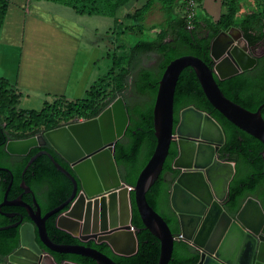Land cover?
<instances>
[{
    "label": "water",
    "instance_id": "obj_1",
    "mask_svg": "<svg viewBox=\"0 0 264 264\" xmlns=\"http://www.w3.org/2000/svg\"><path fill=\"white\" fill-rule=\"evenodd\" d=\"M232 28L220 31L212 39L211 64L198 56L182 54L166 65L153 104L155 147L134 185L122 180L114 159L115 143L129 124L123 96L116 97L95 117L74 118L38 136L6 141V152L15 155L27 154L38 144L37 139L40 144L47 142L68 162L74 173L62 167L51 153L43 151L71 180L70 196L42 214L32 190L21 182L24 192L32 193L33 204L23 201L21 196L3 202L23 206L30 218L20 225V247L8 256V262L44 264L42 249L35 240L37 234L50 251L87 256L98 264H118L86 243L89 240L95 244L104 242L120 255H131L137 250L136 233L129 229L133 193L142 223L160 241L157 264H168L178 236L148 203L146 192L161 174L170 145L174 143L176 155L172 168L175 172L171 177L169 202L176 217L178 234L191 245V253L196 258L193 264H264V210L260 201L247 196L233 215L224 209L235 166L227 158H220L219 149L225 140L220 124L208 112L193 105L182 108L174 124L175 86L181 71L189 66L210 104L230 122L262 142L264 175V117L261 112L264 102L254 111L246 109L227 98L217 83V79L251 69L257 63V56L250 52L241 31L234 34L230 32ZM112 108L115 117L118 115L121 120L115 132L101 122ZM41 153H36L29 162ZM76 177L80 181L78 192ZM10 185L11 182L5 191V199ZM127 186H130L129 190ZM65 205H68L66 209ZM56 213L55 226L76 237L80 243H57L49 237L46 220ZM122 241L127 244L124 253L118 246ZM47 254L54 264H75L68 260L56 262L49 252Z\"/></svg>",
    "mask_w": 264,
    "mask_h": 264
},
{
    "label": "trees",
    "instance_id": "obj_2",
    "mask_svg": "<svg viewBox=\"0 0 264 264\" xmlns=\"http://www.w3.org/2000/svg\"><path fill=\"white\" fill-rule=\"evenodd\" d=\"M188 0H142L138 2L127 14L131 23H120L122 34L147 33L155 31L153 37L140 38L129 46L127 52L120 56L113 55L109 70L104 76L97 79L86 91L85 97L67 100L57 98L51 102H45L40 110H18L16 104L19 93L10 83L0 78V157L7 155L4 149L6 141L11 138H25L41 129L48 130L60 124L70 122L74 118L88 119L98 115L118 95H122L126 89V80L133 68L135 59L147 53L159 55L156 69L140 68L131 81L132 101L124 96L129 124L121 139L114 146V159L118 167L119 175L128 185H134L138 173L150 158L156 143L153 127V104L158 87V81L169 61L182 54H192L200 57L206 63L211 64L210 43L222 30L229 27H238L242 36L251 47L264 39V0L259 9H255L238 18V1L223 0L224 12L215 22L196 14L193 19V27L188 28L185 15L180 9H184ZM198 2V0H197ZM8 0H0V26L3 22ZM73 7L74 4L72 3ZM157 7L162 12V19L156 25L147 27L145 22L151 10ZM75 8V7H74ZM180 8V9H179ZM76 9V8H75ZM76 11H78L76 9ZM81 12V11H80ZM219 88L224 95L241 106L254 111L264 102V53L257 56V63L245 71L239 72L225 79H217ZM109 88V92H106ZM109 98V99H107ZM111 98V99H110ZM193 105L196 108L208 112L221 126L224 133V143L221 152L228 156L234 163L235 173L229 183L225 208L234 214L242 205L247 196L257 198L264 210V175L261 151L262 142L243 131L225 118L216 110L206 98L194 70L187 66L178 76L174 93V124L178 119L179 111ZM264 117V106L261 108ZM176 155L175 144L171 143L168 155L163 164V169L158 179L146 192L148 203L157 210L166 220L171 230L178 234V225L173 212L162 210L169 204L168 182L165 173L174 171L172 160ZM28 157L18 167H11L14 175L9 188L8 196L16 197L22 191L20 181L25 179L35 191V185L47 182L48 173L56 171L48 158L42 157L34 161L22 175ZM1 163V162H0ZM45 171L40 173V171ZM35 173V176H32ZM10 176L1 175V195L6 191ZM67 184L70 187V183ZM132 192V191H131ZM65 190H57L56 186H50L46 193V199L41 203L42 213L58 205L64 198ZM24 200L31 201L29 196H23ZM132 198V222L138 240L137 250L131 255L115 254L110 247L102 242L91 245L112 257L118 264H157L160 253V241L142 223ZM57 214V213H56ZM56 214L46 220V228L49 237L57 243H80L70 233L55 226ZM16 242L19 240V232L13 234ZM2 239L0 238V245ZM181 247L185 254L177 255V248ZM11 247L0 249V261L10 251ZM48 252L56 262L68 260L76 264H98L94 259L72 254ZM196 260L191 253L190 246L178 239L174 241L172 258L168 264H193Z\"/></svg>",
    "mask_w": 264,
    "mask_h": 264
},
{
    "label": "crops",
    "instance_id": "obj_3",
    "mask_svg": "<svg viewBox=\"0 0 264 264\" xmlns=\"http://www.w3.org/2000/svg\"><path fill=\"white\" fill-rule=\"evenodd\" d=\"M237 1L238 8L242 7L238 18L257 9L252 8L254 0ZM222 2L198 0L197 14L215 22L224 12ZM66 8L75 15H70ZM82 15L89 14L76 11L66 0H8L0 26V78L6 79L19 93L18 110H40L45 102L57 98H83L80 95L86 94L101 77L96 74L97 60L86 63L80 60L84 28L77 17ZM232 29L230 32L234 33ZM162 210L172 212L169 205ZM118 246L124 253L126 242ZM183 254L185 251L178 247L177 255Z\"/></svg>",
    "mask_w": 264,
    "mask_h": 264
},
{
    "label": "rangeland",
    "instance_id": "obj_4",
    "mask_svg": "<svg viewBox=\"0 0 264 264\" xmlns=\"http://www.w3.org/2000/svg\"><path fill=\"white\" fill-rule=\"evenodd\" d=\"M73 3L78 12L87 13L89 15H82L77 17L82 22L84 28L82 36V49L80 51V60L86 63L87 60H97L96 74L98 76H104L109 70L112 62V56H120L123 52H127L130 44L140 38L153 37L155 31L150 34L147 33H126L120 32V23L129 24L131 19L127 17L130 10L142 0H66ZM263 0H254L252 8L259 9ZM68 13L74 16V11L70 8H66ZM239 9H242L240 7ZM245 9L242 10L244 14ZM162 12L155 7L146 17L147 27L150 25H156L162 19ZM238 28V27H237ZM234 34H238L239 30L233 28ZM244 45V41L241 40ZM249 50L255 55H261L264 52V39L255 45L249 47ZM159 62V55L156 53H147L138 56L133 62V68L126 80V89L124 93L131 92V81L135 76V73L140 68H152L156 69ZM109 88H106V92H109ZM85 92L80 95L84 97ZM117 96V97H118ZM109 99V98H107ZM111 99V98H110ZM114 99L112 98V101ZM3 115H0V119ZM80 120L82 118H79ZM128 189V186H127ZM129 190V189H128ZM130 229V228H129ZM134 231V230H131ZM1 264V263H0Z\"/></svg>",
    "mask_w": 264,
    "mask_h": 264
},
{
    "label": "flooded vegetation",
    "instance_id": "obj_5",
    "mask_svg": "<svg viewBox=\"0 0 264 264\" xmlns=\"http://www.w3.org/2000/svg\"><path fill=\"white\" fill-rule=\"evenodd\" d=\"M256 56H260V55H256ZM124 96H128L131 99L132 96H134V95H133V93L129 92L128 94L124 93ZM132 99H131V101H132ZM61 125L62 124H60V125H58L56 127H59ZM56 127H53V128H56ZM53 128H50V129H53ZM44 131H46V130L41 129V130L36 131L35 133H33V134H31L30 136H27V137L38 136V135L42 134ZM27 137H25V138H27ZM9 139H16V138L9 137ZM37 142H38V144L36 146L32 147L29 150V152L27 154H25V155H15V154H9L7 152V155H2L0 157V162H1L0 163V192H1V175H2V173L6 174V175H9L10 178H11L10 179L11 184L13 182L14 175H13L12 170H11V168L9 166H11L13 168L18 167L20 164L23 163L24 159L28 157L29 159L27 161V164H26L25 168L22 171V175L25 176V174H27V170L30 169V165L34 161H36L39 158L45 157V158H48L50 160V162L52 163L53 167L56 169V171L58 173H60L62 175V177L58 176L54 172H51V173L47 172V174H48L47 182L46 183H42L41 185H38V184L35 185V187L37 189L36 191L29 184H27L25 182V179H22L20 181V187H21V182H24L27 186H29L30 189L32 190V193L34 194V196L38 200V202L40 204V207H41L40 201L46 199V193L49 190L50 186H56L57 190H59V191L65 190V192H66L65 198L60 202V203H62L72 193L73 184H72L71 180L67 176H65L60 170L57 169V167L54 165V163L51 160V158L49 157V155H47L43 151L51 153V155L54 157V159L62 167H64L67 170H69L72 174H74V173H73L70 165L68 164V162L66 160H64L54 150V148L49 143L46 142V143L40 144L39 143L40 141L38 139H37ZM4 149H5V145H4ZM39 151H41L42 153L37 155L33 160H31V162H29L31 157L34 156ZM219 152H220V158H227L228 159V156L225 155L223 152H221V147L219 149ZM43 172H45V171L44 170L40 171V173H43ZM173 174H174L173 171H168L167 173H165V180L168 182V191H169V187H170V183H171V177L173 176ZM32 176H35V173ZM76 180H77V192H78L80 190V181H79V179L77 177H76ZM67 181H68V183L71 184L70 187L67 184ZM21 189H22V191L20 192V194L18 196H21V198L24 195L25 196H29L31 198V201L24 200L23 198H22V200L25 201V202H28L30 204H33V202H32V193L31 192H24V189L22 187H21ZM4 195H5V192H4L3 195H1V193H0V238L2 239V242H1V245H0V249L2 250L3 248L11 247L10 251L8 252V254H6L4 257H2V261H7L8 256L11 255L12 253H14L20 247V240H18V243L15 245L16 240H15V238L13 236L14 232L16 230H18V232H19L20 225L23 222L30 221V218H29V216L27 214L26 209L23 206L3 203L4 201H12L15 198H17L18 196L9 197L8 193H7V196H6V199H5ZM39 198H40V201H39ZM225 203H226V201H225ZM225 203H224V209L226 210ZM168 204L170 206V202ZM67 206L68 205H65L64 209H66ZM41 212H42V208H41ZM230 214H232V213H230ZM35 240H36L37 244L39 245V247L42 249V252H43L42 262L44 264H54L53 260L47 254L48 248L45 247L44 244L40 241V239H39L37 234L35 236ZM91 241L92 240H89V241H87V243L91 242ZM63 261H65V260H62L61 262H63Z\"/></svg>",
    "mask_w": 264,
    "mask_h": 264
},
{
    "label": "built area",
    "instance_id": "obj_6",
    "mask_svg": "<svg viewBox=\"0 0 264 264\" xmlns=\"http://www.w3.org/2000/svg\"><path fill=\"white\" fill-rule=\"evenodd\" d=\"M197 5H198L197 0H188L184 9H183V13H184L185 18L187 20L188 28L193 27V19L195 18L196 14H197ZM128 189H130V186H128ZM130 230H134L133 226H130ZM178 239H181L180 235H178ZM10 264H16V263L10 262Z\"/></svg>",
    "mask_w": 264,
    "mask_h": 264
},
{
    "label": "bare ground",
    "instance_id": "obj_7",
    "mask_svg": "<svg viewBox=\"0 0 264 264\" xmlns=\"http://www.w3.org/2000/svg\"><path fill=\"white\" fill-rule=\"evenodd\" d=\"M117 112V110H116ZM117 119V120H116ZM101 122L104 125V127H109L111 126L112 129L114 130V132L116 131L117 128V123L120 124L121 120L119 118L118 115H116L115 117V113H114V109H111L110 114H105L102 118H101Z\"/></svg>",
    "mask_w": 264,
    "mask_h": 264
}]
</instances>
